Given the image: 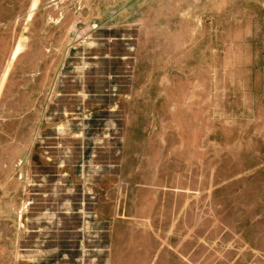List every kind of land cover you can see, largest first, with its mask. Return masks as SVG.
Instances as JSON below:
<instances>
[{"label": "rangeland", "instance_id": "rangeland-1", "mask_svg": "<svg viewBox=\"0 0 264 264\" xmlns=\"http://www.w3.org/2000/svg\"><path fill=\"white\" fill-rule=\"evenodd\" d=\"M37 2L0 0V264H264V0Z\"/></svg>", "mask_w": 264, "mask_h": 264}, {"label": "crops", "instance_id": "crops-1", "mask_svg": "<svg viewBox=\"0 0 264 264\" xmlns=\"http://www.w3.org/2000/svg\"><path fill=\"white\" fill-rule=\"evenodd\" d=\"M41 1L43 0H39L37 4L39 3V5H42ZM45 1H47L45 2L46 6L50 8L54 7V9H56L60 5L59 0H45ZM51 14L53 15V11ZM58 15L59 16H56V14H54L53 17L38 20L34 29L35 31L34 35L55 37L48 39L49 42H64L65 40H67V23L61 20L62 16L60 10L58 11ZM76 22H77V17H74V19H72V22L69 26H71L72 24L74 25ZM46 27L49 28L52 27L55 28L56 30H51V31L46 30L48 29ZM61 28H62V32H61Z\"/></svg>", "mask_w": 264, "mask_h": 264}]
</instances>
